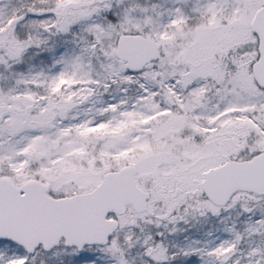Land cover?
I'll return each instance as SVG.
<instances>
[{"label":"snow or ice","instance_id":"snow-or-ice-1","mask_svg":"<svg viewBox=\"0 0 264 264\" xmlns=\"http://www.w3.org/2000/svg\"><path fill=\"white\" fill-rule=\"evenodd\" d=\"M0 264H264V0H0Z\"/></svg>","mask_w":264,"mask_h":264}]
</instances>
